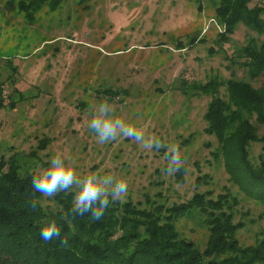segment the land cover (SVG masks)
Returning a JSON list of instances; mask_svg holds the SVG:
<instances>
[{"label": "rangeland", "instance_id": "obj_1", "mask_svg": "<svg viewBox=\"0 0 264 264\" xmlns=\"http://www.w3.org/2000/svg\"><path fill=\"white\" fill-rule=\"evenodd\" d=\"M18 3L0 0V161L17 162L27 173L47 167L52 154L61 151L75 161L78 173L91 170L127 180L126 198L135 201L148 196L172 203L197 190L215 196L230 187L243 211L236 218L247 221L240 239L254 242L264 228V218L258 221L264 205L239 191L213 153L217 138L204 131L210 96L195 87L215 75L248 78L216 42L224 27L213 4L61 0L51 8L47 1L30 21ZM248 34L241 24L231 36L241 44ZM233 43L224 44L230 55ZM101 99L119 118L146 126V136L178 145L184 160L178 174L186 169L185 180L163 173L165 149L146 151L123 137L98 143L88 124L92 105ZM260 146H252L255 158ZM179 229L204 245L207 229L198 211L182 218Z\"/></svg>", "mask_w": 264, "mask_h": 264}, {"label": "trees", "instance_id": "obj_2", "mask_svg": "<svg viewBox=\"0 0 264 264\" xmlns=\"http://www.w3.org/2000/svg\"><path fill=\"white\" fill-rule=\"evenodd\" d=\"M47 1L51 8L61 4V0H19V11L34 21ZM209 1L224 27L216 42L248 78L215 75L195 83L199 94L210 96L204 131L217 138L213 153L223 160L239 191L264 205V132L260 133L264 125V1ZM241 24L251 34L236 44L231 35ZM231 41L230 55L224 44ZM254 143L261 144L256 158ZM185 171L176 173L182 181ZM21 172L17 162L0 161V264H264V228L254 242L241 241L239 234L247 221L236 218L243 211L238 208L240 197L230 187L215 196L211 190H197L191 198L172 203L148 196L145 201L126 198L110 202L102 219L93 221L89 214L73 217L71 191L45 198L32 189L36 171ZM201 179L197 177V186ZM193 210L207 229L203 246L179 229V221ZM45 216L55 219L61 229L59 239L41 238ZM262 218L264 208L258 221Z\"/></svg>", "mask_w": 264, "mask_h": 264}, {"label": "clouds", "instance_id": "obj_3", "mask_svg": "<svg viewBox=\"0 0 264 264\" xmlns=\"http://www.w3.org/2000/svg\"><path fill=\"white\" fill-rule=\"evenodd\" d=\"M89 129L100 144L116 141L119 137L131 139L141 149L159 151L165 149L167 165L162 169L166 176H174L184 164L178 145L162 142L160 139L145 134L146 126L137 127L119 118L115 107L107 99H101L91 107ZM32 189L45 198L54 197L60 192L73 194L71 214L84 216L89 214L93 221L104 216L110 202L123 201L127 197V180L112 173L101 174L98 171L78 173L75 161L61 151H55L47 167L39 168L32 177ZM41 238L45 241L59 239L61 229L55 219L42 218Z\"/></svg>", "mask_w": 264, "mask_h": 264}, {"label": "built area", "instance_id": "obj_4", "mask_svg": "<svg viewBox=\"0 0 264 264\" xmlns=\"http://www.w3.org/2000/svg\"><path fill=\"white\" fill-rule=\"evenodd\" d=\"M223 30V29H222Z\"/></svg>", "mask_w": 264, "mask_h": 264}]
</instances>
